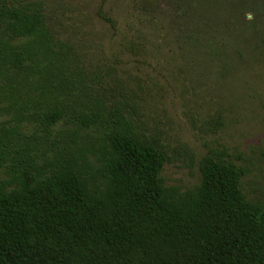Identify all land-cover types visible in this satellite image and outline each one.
Listing matches in <instances>:
<instances>
[{"label": "trees", "instance_id": "obj_1", "mask_svg": "<svg viewBox=\"0 0 264 264\" xmlns=\"http://www.w3.org/2000/svg\"><path fill=\"white\" fill-rule=\"evenodd\" d=\"M78 62L40 1L0 0V264H264L242 171L205 157L163 187L158 137Z\"/></svg>", "mask_w": 264, "mask_h": 264}, {"label": "rangeland", "instance_id": "obj_2", "mask_svg": "<svg viewBox=\"0 0 264 264\" xmlns=\"http://www.w3.org/2000/svg\"><path fill=\"white\" fill-rule=\"evenodd\" d=\"M37 1L93 90L158 137L163 187H197L208 157L240 169L242 194L264 205V0Z\"/></svg>", "mask_w": 264, "mask_h": 264}]
</instances>
